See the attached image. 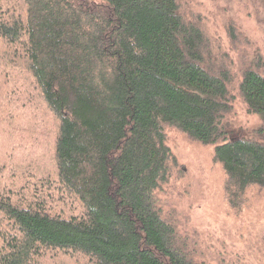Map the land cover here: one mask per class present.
<instances>
[{
  "label": "trees",
  "instance_id": "16d2710c",
  "mask_svg": "<svg viewBox=\"0 0 264 264\" xmlns=\"http://www.w3.org/2000/svg\"><path fill=\"white\" fill-rule=\"evenodd\" d=\"M4 1L0 264H207L159 207L186 176L168 132L210 149L241 214L264 127L231 139L226 119L239 97L264 120L261 60L241 69L180 0Z\"/></svg>",
  "mask_w": 264,
  "mask_h": 264
},
{
  "label": "rangeland",
  "instance_id": "374dc122",
  "mask_svg": "<svg viewBox=\"0 0 264 264\" xmlns=\"http://www.w3.org/2000/svg\"><path fill=\"white\" fill-rule=\"evenodd\" d=\"M5 3L1 0L5 10L15 7ZM180 3L187 21L200 22L206 35L240 68L258 64L260 59L264 75V0ZM230 28L238 37L234 44L229 38ZM226 121L231 139H250L264 127V120L250 114L239 97ZM168 146L186 176L183 183L159 195V207L174 219L178 234L192 248L195 260L207 264H264V193L249 191L246 209L235 214L226 204L224 175L214 164L210 149L183 139L175 131L168 132Z\"/></svg>",
  "mask_w": 264,
  "mask_h": 264
}]
</instances>
